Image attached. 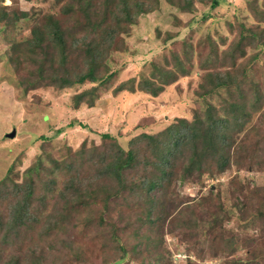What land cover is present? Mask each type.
Segmentation results:
<instances>
[{"label":"rangeland","instance_id":"rangeland-1","mask_svg":"<svg viewBox=\"0 0 264 264\" xmlns=\"http://www.w3.org/2000/svg\"><path fill=\"white\" fill-rule=\"evenodd\" d=\"M67 1L0 0L8 12V17L0 21V180L5 177L21 180L25 170L39 158L62 160L68 150L73 153L101 144L102 132L114 133L124 142V138H133L142 131L160 132L180 117L192 120L196 112L203 113L207 99L219 107L224 101L221 97L228 94L226 89L205 94L208 88L215 87L213 71H240L238 78L246 88L250 89L254 82L264 88V45L260 43L264 42V0H219L215 7L213 0H192V11H183L168 0H160L157 9L141 14L136 24H128L127 32L121 34L123 39L116 41L121 47L111 50L102 67L106 80L64 88L47 84L37 72L45 51L32 54L38 61L18 57L11 64L5 50H11L14 42L30 37L33 26L47 24L50 16L64 13L65 26L79 29L73 25L81 17L78 1ZM188 1L183 0L184 4ZM102 2L105 0H92L94 11H87L90 19H98H95V10H100ZM65 3L74 4L76 13H66ZM17 9L27 11L28 16L12 20V11ZM241 40L243 51L237 49ZM95 42L98 39L92 36L66 44L67 64L77 70V62L81 67L86 66L90 56L88 48L95 47ZM233 50L237 51L231 57ZM179 60L187 70L185 75L180 73L175 81L160 87L157 95L142 90V79L150 78L154 85L160 86V76L168 62L178 68ZM45 62L49 64V60ZM200 81L206 89L199 86ZM34 82L39 83L34 86ZM121 84L126 89L116 92L115 88ZM94 86L97 87L94 105L90 106L86 100L77 104L74 96ZM80 122L89 124L90 128ZM14 130V136H9ZM226 133L232 144L229 147L232 164L220 171L213 161L203 156L201 162L206 161L210 170L205 167L201 175L190 177L185 175L188 159L182 162L185 164L176 165L168 191L159 200L169 212L168 220L161 228L157 243H143L138 251L149 257L159 253L162 264H236V261L264 264V104L240 126L227 128ZM226 153L225 150L223 155ZM83 195L89 207H83L84 197L71 202L79 205L65 220L66 228L53 233L50 241L53 247L44 241L38 249L43 257L41 264H144L138 251L132 248L136 239L124 240L130 250L117 261L101 257L96 243L87 246L92 237L99 243L102 238L106 243L108 233L101 234L96 224L99 212L111 205L103 201L100 191ZM54 198H48L45 208L42 207L44 213L54 209ZM117 203L119 209H114L112 216L115 220L123 216L120 222L123 223L129 219L123 214L129 208L125 201ZM30 205L32 210H41L37 202L31 201ZM193 210L197 232L194 240L178 227L175 231L169 229L174 214L186 213L190 217ZM90 213L95 215L87 227L83 217ZM212 213H216L215 217ZM30 236L17 242H0L1 259H6L7 264L13 257L21 259L28 255L34 237ZM232 238L235 244L229 253L228 239ZM33 254L28 257L32 258Z\"/></svg>","mask_w":264,"mask_h":264},{"label":"trees","instance_id":"trees-1","mask_svg":"<svg viewBox=\"0 0 264 264\" xmlns=\"http://www.w3.org/2000/svg\"><path fill=\"white\" fill-rule=\"evenodd\" d=\"M77 1L78 13L81 17L76 18L73 25L79 29L73 30L65 26L64 13L52 15L47 24L33 26L30 37L14 42L11 50H5L10 63L13 64L18 57L38 61L39 59L32 54L35 51H45L37 72L39 78L47 84L64 88L86 81L106 80L107 75L101 73L105 70L102 67L106 65L111 50L121 47L115 43L123 39L121 34L127 32L128 24H136L141 14L154 11L161 3L160 0H105L101 5L98 3L100 10L96 8L95 19H98L94 21L87 13L89 10L94 11L92 0ZM168 2L183 11H192L194 6L192 0L187 4H184L183 0H168ZM219 3V0H213L212 6L215 7ZM6 8V5H0L2 22L8 17ZM63 9L66 13L74 11V4L65 3ZM83 13H86L84 17ZM28 14L27 11L13 10L12 20H18L22 16L27 17ZM262 17L264 18V11ZM92 36L96 37L98 42L94 43L95 47L90 45L88 48L90 56L87 65L81 67L80 63L75 61L79 65V70L68 65L66 44L88 40ZM242 42L243 40L238 43L239 51H243ZM260 43L264 45L263 41ZM14 51L17 53L16 57ZM236 51H231L230 56H235ZM47 60L49 64L45 62ZM58 63L59 66L56 67ZM166 67L160 76V86L154 85L155 82L150 78L142 79L140 83L142 90H150L152 94L157 95L163 85L175 81L180 73L185 75L187 72L184 63L180 60L178 68L173 67L169 62ZM157 68L159 69L160 66L157 65ZM219 71L212 72L215 74L212 75L215 87L208 88L205 92L206 95H213L220 88L227 90L228 94L221 97L224 101L219 107L207 99V107L203 113L196 112L192 120L180 117L159 130L160 132L142 131L133 138L124 136L127 137L124 138V142H121L114 133L102 132L101 144L87 149L82 148L73 153L68 150L67 157L62 160L54 157H51V160L39 158L34 165H30L25 170V176L21 180L9 177L0 180V242L12 243L31 234L30 237L34 236L31 239L32 248L28 251V255H24L21 259L13 257L12 262L7 264H41L43 257L40 252L38 253L41 243L45 241L46 245L51 243L50 247H53L50 242L53 241V233L58 229L66 228L65 220L79 205L71 202L83 198V193L86 195L88 191L93 195L100 191L103 201L112 207L108 206L106 210L99 212L97 219L99 221L96 224L97 230L101 229V234L108 233L106 243L102 238L99 243L92 237V241L88 244L86 242L87 246L94 242L98 245L97 251L101 257L117 261L130 250L124 240L136 239V242L132 243L134 251L140 250L139 247L143 243L153 244L169 217V212L164 210L159 200L168 191V185L174 177L175 166L185 164L186 162H182L188 159L185 175L188 177L201 175L205 172L203 171L205 167L207 171L210 170L206 161L201 162L204 156L213 161L220 171L226 169L232 164L229 150L232 144L227 139L226 129L230 126L233 128L240 126L244 119H249L253 112L264 104V88L258 83L254 82L248 89L238 78L240 71ZM37 83L39 82H34L33 85L36 86ZM199 86L206 89L203 81L199 82ZM96 88L94 86L76 94L74 96L76 103L80 104L86 100L90 106H93ZM124 89L126 87L123 84L115 88L116 92ZM80 124L90 128L87 123L80 122ZM41 138L45 139L46 136L41 135ZM225 150L227 153L223 155ZM97 183L103 186L98 188ZM48 198L56 200L55 207L52 211L44 213L42 207L45 208ZM120 200L125 201L129 208L128 213H123L129 216V219L127 218L123 223H120L123 221L122 212L119 213L121 217L118 220L112 216L113 210L119 209L117 201ZM31 201L37 202L41 210L30 209ZM81 201L84 208L89 207L88 199L84 197ZM136 205L139 207L135 208ZM190 214V217H186V213L174 214L175 218L173 217L169 224V229L175 231L178 227L179 231L191 234V239L194 240L197 234L194 229L196 215L194 210ZM94 215L84 214L87 227L94 219ZM215 215L216 213H212L213 217ZM228 241V245L232 246L230 248L227 245L230 253L234 248L235 240L232 238ZM150 251L154 253L152 248ZM31 252L35 255L32 258L28 257ZM74 254L78 253L74 251ZM138 254L143 258L144 264H162L160 259L162 256L159 253L152 257L140 251ZM235 263L238 264L237 261ZM0 264H6V259H1V255Z\"/></svg>","mask_w":264,"mask_h":264},{"label":"water","instance_id":"water-1","mask_svg":"<svg viewBox=\"0 0 264 264\" xmlns=\"http://www.w3.org/2000/svg\"><path fill=\"white\" fill-rule=\"evenodd\" d=\"M14 134H15V130L12 133H10L9 136H14Z\"/></svg>","mask_w":264,"mask_h":264}]
</instances>
